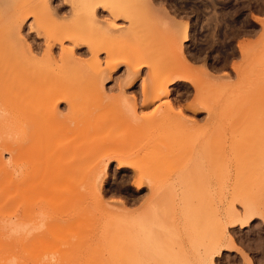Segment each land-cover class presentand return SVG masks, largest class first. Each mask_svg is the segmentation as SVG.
I'll return each instance as SVG.
<instances>
[{
    "label": "rangeland",
    "instance_id": "1",
    "mask_svg": "<svg viewBox=\"0 0 264 264\" xmlns=\"http://www.w3.org/2000/svg\"><path fill=\"white\" fill-rule=\"evenodd\" d=\"M79 1L0 0V264H114L129 242L128 264H264V0H107L125 62L98 92L86 46L56 43L82 61L61 75L47 58L50 39L99 37ZM49 74L72 103L46 100Z\"/></svg>",
    "mask_w": 264,
    "mask_h": 264
},
{
    "label": "bare ground",
    "instance_id": "2",
    "mask_svg": "<svg viewBox=\"0 0 264 264\" xmlns=\"http://www.w3.org/2000/svg\"><path fill=\"white\" fill-rule=\"evenodd\" d=\"M110 1V0H108ZM107 0H80L79 1V5H77V7L75 6L74 10H73V14L72 15H76V18L74 16V19H78V23L81 24V27L84 28V26L88 27L87 25L89 24L91 28H95L96 31L100 34L99 37H96V41H91V40H88L89 42H84L82 39H80V36H76L75 34H71L70 36H68V34L66 33L65 37L63 38H60L58 40H54L52 42V40L49 38L47 40L48 43H46V48L48 49V52L49 54H47V58L50 60L49 63L51 62V65L49 67H52L54 71H60L58 72L59 74L58 75H61V72H64L66 70H73L75 69L78 65H82V61L79 59H76L74 57V54H73V51L75 50H64V59H68V63L65 62V60L62 59V65H60L59 61H57V58L55 57V54L52 55L51 52L53 51V47L56 45V43H58L59 45H61V47L63 48V41H66L69 39V41H71L73 43V46L75 47L74 49H78L80 52L83 51L84 49L82 48L83 46H86L87 47V51H84V53H90L93 55V58L96 60V64H98V71L96 70V72L94 73H98V74H95L97 75V78H95L96 80H92V83L89 84L90 86H92L96 91L100 90V86L102 83H104L105 80H109L112 78L111 74H113L115 72V70L119 67V64L122 63V62H125V61H122V59H120L119 57H115V55L113 54V50L111 49V46H110V41L115 40L116 37H118V35H122L123 31L121 29L118 28V26H116L115 24H103L99 21V14L102 15L101 13H107L110 14V16H112L115 20H119L121 19L120 17L121 16H124L123 14H120L121 12V9L123 8H120V7H117L116 5H113L112 4H108ZM147 3V2H146ZM110 5H113V6H110ZM149 5V4H148ZM147 5V6H148ZM116 6V7H115ZM120 6V5H119ZM58 10V9H57ZM55 17L58 18L59 17V14L60 12H55ZM124 13V11H123ZM61 16V14H60ZM99 17V18H98ZM60 18V17H59ZM72 18V17H71ZM73 19V20H74ZM85 25V23H87ZM71 23V22H69ZM68 23V24H69ZM101 23V25H100ZM65 25V27H67V32L69 31L68 28H70L69 25ZM103 24V26H102ZM94 30H91V32L93 33ZM89 32V31H88ZM122 32V33H121ZM31 33V32H30ZM65 33V32H64ZM70 33V32H68ZM95 33V32H94ZM33 34V33H32ZM31 34V35H32ZM89 36V35H88ZM115 37V38H114ZM40 38V37H39ZM26 41H24L23 43V46L25 44ZM27 43V42H26ZM53 43V44H52ZM49 44V45H48ZM29 45V44H28ZM33 45V44H32ZM31 45V46H32ZM48 45V46H47ZM65 45V43H64ZM24 46V47H25ZM41 46V45H40ZM38 46V47H40ZM23 47V48H24ZM85 47V48H86ZM26 48V47H25ZM32 48V47H31ZM41 48V47H40ZM27 49L30 51L29 47H27ZM33 49V48H32ZM65 49V48H63ZM62 49V50H63ZM62 52V53H63ZM102 52H106L107 55H108V61H107V65H106V68L104 69H101L102 66H100L99 64V60H98V56L99 54H101ZM32 53H33V50H32ZM78 53V52H77ZM83 53V55H85ZM81 54V53H80ZM87 55V54H86ZM125 58V57H124ZM125 60H127L125 58ZM183 64V63H182ZM185 64V63H184ZM186 66V65H185ZM79 67V66H78ZM101 67V68H100ZM56 72H53L55 74H57ZM55 74H49L51 75L52 77H49V78H40L38 80V85H41V86H48V83L51 82V84L53 85V91L51 92V94L49 95V97L46 99V100H52L53 102H55V104H60L62 102H71L74 98H71V89H69L68 87H66L67 85H62L61 82H59L61 85H59L56 81V78L59 77V76H56L55 78ZM131 75V73H129ZM87 78V77H86ZM136 80L135 79L133 82H132V86L136 83ZM81 81V80H80ZM89 80L87 79H83L81 81V83H85V82H88ZM35 82V80H34ZM80 86V85H79ZM104 85H102L103 87ZM83 87V86H82ZM102 89V88H101ZM97 91V92H98ZM102 91V90H101ZM100 91V92H101ZM102 93V92H101ZM169 96V91L167 88L163 89V92H162V96H159L157 98H155L154 100L150 101L149 104H146L144 105V107H148L150 106L151 104H153L155 101L163 98V97H168ZM77 98V96H76ZM75 100V99H74ZM72 103V102H71ZM58 106V105H57ZM0 108H1V105H0ZM2 111V109H0ZM5 110V109H4ZM41 113V109H38ZM0 111V116H6L5 114H7L6 112ZM168 111L170 113H172V115H176V112H175V108H174V105L169 103L168 104ZM10 111H8L9 113ZM17 112V111H16ZM21 114V113H20ZM154 115H152V117L154 116V119H155V126L158 127L160 126V119L162 117V115L164 114V110L162 108H158L157 110H155V112H153ZM24 115V114H22ZM59 115V114H58ZM7 117V116H6ZM9 118V117H8ZM69 117H67L66 119H68ZM1 119V117H0ZM14 119V118H13ZM1 122V121H0ZM1 126V124H0ZM5 126L2 125L0 127V131H3L2 129L4 128ZM27 127V126H26ZM29 127V126H28ZM30 128V127H29ZM29 128H25V129H29ZM5 129V128H4ZM32 128H30V131H31ZM34 129V127H33ZM32 129V130H33ZM41 127L40 125L36 126L35 130L37 131H40ZM156 129V128H155ZM158 129V128H157ZM6 130V129H5ZM34 130V131H35ZM159 130V129H158ZM25 131V130H24ZM157 131V130H156ZM161 131V130H160ZM154 132V131H153ZM7 133V132H6ZM27 133H29V130L27 131ZM157 133V132H155ZM24 135V134H23ZM25 136V135H24ZM24 137L22 136V138L20 139L21 143L23 145V143L26 142L25 138L23 139ZM19 139V138H18ZM4 140V139H3ZM15 140V139H14ZM1 142V140H0ZM11 142V141H9ZM23 142V143H22ZM123 142V141H122ZM16 143V142H15ZM124 143L126 144L127 143V140L124 141ZM123 143V146H125V144ZM150 143V142H149ZM152 144V143H151ZM122 147V146H121ZM114 149H116L115 147H113ZM263 159H262V165L264 166V151H263ZM107 157V156H106ZM102 158L97 166V172H95L94 174V178H93V183H94V188H95V191L97 193V195L102 198L103 195H104V185H105V179H106V168H107V163L106 162H111L113 160H118V157H116L114 154H111L109 155L107 158ZM107 160V161H105ZM119 163V166L120 167H124L126 166L124 163H122L121 161H118ZM263 196V195H262ZM262 198V197H261ZM263 199V198H262ZM262 199H261V202H262ZM260 202V203H261ZM264 202V200H263ZM263 205V204H262ZM260 206V205H259ZM260 208V207H259ZM259 213H261L260 210H258ZM251 219V218H250ZM249 219V220H250ZM118 239V238H117ZM116 239V240H117ZM123 239V238H122ZM120 240V239H119ZM131 245V243H127L126 245H124V247L122 246L119 247V248H114V253L117 254L116 256H114L115 254H113V260H115L114 264H117L116 262L118 261V263L120 264H128V261H130L131 259V247L129 248V246ZM125 248V249H124ZM118 249V250H117ZM117 251V252H116ZM130 251V252H129ZM122 252V253H121ZM120 253V254H119ZM130 254V255H129ZM118 256V257H117ZM124 256V257H123ZM126 256V257H125ZM129 256V257H128ZM116 257V258H115ZM120 257V258H119ZM126 258V259H125ZM120 259V260H119ZM126 260V262H125ZM128 260V261H127ZM122 262V263H121ZM125 262V263H124ZM130 264V263H129Z\"/></svg>",
    "mask_w": 264,
    "mask_h": 264
},
{
    "label": "crops",
    "instance_id": "3",
    "mask_svg": "<svg viewBox=\"0 0 264 264\" xmlns=\"http://www.w3.org/2000/svg\"><path fill=\"white\" fill-rule=\"evenodd\" d=\"M236 46H238V45H236Z\"/></svg>",
    "mask_w": 264,
    "mask_h": 264
}]
</instances>
